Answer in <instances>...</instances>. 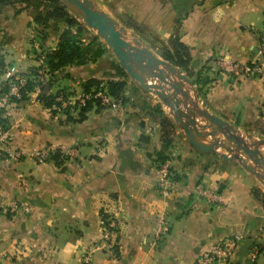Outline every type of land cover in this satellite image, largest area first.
Here are the masks:
<instances>
[{"label": "crops", "instance_id": "1", "mask_svg": "<svg viewBox=\"0 0 264 264\" xmlns=\"http://www.w3.org/2000/svg\"><path fill=\"white\" fill-rule=\"evenodd\" d=\"M91 1L114 20L111 12L162 42L177 31L191 51L193 71L202 70L201 77L211 81L199 94L188 78L202 105L241 134L264 139V81L224 70L227 63L263 60L264 0ZM34 29L20 7H0V88L10 78L33 73L50 93L68 89L74 99L84 95L81 85L90 77L116 76L106 64L115 58L106 52L96 63L52 74L44 65L40 77ZM51 76L58 78L55 83ZM38 94L37 87L6 109L0 264H194L231 236L237 245L226 264H264V209L252 194L255 188L264 193V186L236 162L193 148L168 109L130 77L119 109L91 103L82 123L65 122L64 110L46 108ZM157 107L175 126L173 142L164 151ZM78 111L69 114L76 118ZM45 150L46 159L38 163L37 154ZM12 151L22 157L5 156ZM54 153L59 164L50 158ZM158 154L166 157L164 162ZM164 164L171 184L162 189ZM107 229L108 241L103 238Z\"/></svg>", "mask_w": 264, "mask_h": 264}, {"label": "water", "instance_id": "2", "mask_svg": "<svg viewBox=\"0 0 264 264\" xmlns=\"http://www.w3.org/2000/svg\"><path fill=\"white\" fill-rule=\"evenodd\" d=\"M59 1L72 17L95 33L119 67L144 92L155 96L168 109L175 126L193 148L226 162H236L264 186V139L252 140L251 135L241 134L209 112L191 91V81L180 69L157 57L137 37L129 41L124 36L126 29L91 0Z\"/></svg>", "mask_w": 264, "mask_h": 264}, {"label": "trees", "instance_id": "3", "mask_svg": "<svg viewBox=\"0 0 264 264\" xmlns=\"http://www.w3.org/2000/svg\"><path fill=\"white\" fill-rule=\"evenodd\" d=\"M11 5L14 7L18 6L21 10L25 11L36 28L39 26L42 28H51L56 24L65 27L64 30L58 33L57 38L53 37L47 39L46 36H42L39 39L42 46L47 42L49 43L50 40L53 41L56 39V45L53 49L44 52L41 50L39 51L44 57L43 64L45 65L48 74L58 72L69 66L78 68L87 65L89 62L96 63L99 58L108 52L104 45L98 41L97 37H93L87 44L82 43L80 36L88 30L68 13L59 0H0V7ZM124 25L137 31V34L140 37L139 40L147 43L161 59L180 69L187 78L192 79V83L198 88L197 91L199 94L201 93L200 88L211 83L208 79H201L202 70L197 72L193 71L191 51L181 41L177 31L173 32L165 42H162L155 37L146 36L144 34V27H136L135 25L137 24L129 19L124 21ZM41 45L39 46L40 49L42 47ZM106 64L115 68L117 73L116 76L109 77L105 80L90 77L82 83V90L84 94H87L92 89V92L105 89L111 97L115 100H119L122 104L124 101L123 90L129 76L119 67L115 60H112L111 62L106 61ZM26 77L27 81L20 90V98L18 100L12 99V102L26 100L27 97L34 92V89L38 87L39 94L37 98L46 108L51 109L52 107H59L60 103L57 99L59 97H64L65 95L59 92H55L54 94L50 93L49 85L37 82L38 78L33 73L30 76L32 78L29 76ZM11 80H13V78L8 79L1 86L0 97L8 92V83ZM90 105L91 103L87 102L85 106L79 109L76 118H73L69 113H66L65 122L82 123L86 118L85 114L88 112ZM96 105L102 108L99 103H96ZM51 112L55 113L54 111ZM154 113L159 119L160 140L164 151L173 142L175 126L171 119L166 117L159 107L154 109ZM0 123L3 124L5 131H7L8 123L6 117H0ZM158 155L159 159L164 162L166 157H163L160 154ZM5 156H7V154ZM50 158L59 164L58 153H54ZM252 194L255 199L261 203L262 208L264 209V193L255 188L252 189Z\"/></svg>", "mask_w": 264, "mask_h": 264}, {"label": "built area", "instance_id": "4", "mask_svg": "<svg viewBox=\"0 0 264 264\" xmlns=\"http://www.w3.org/2000/svg\"><path fill=\"white\" fill-rule=\"evenodd\" d=\"M259 53L262 55L263 60H257L246 65L239 63H227L224 69L225 72L234 77L261 79L264 81V38H262L259 42ZM43 61L44 57L43 55H40L38 62L43 64ZM38 73L41 74L40 71ZM26 81L27 77L16 76L8 83V92L0 97L1 118L6 117L5 111L12 103V99L18 100L20 98V90L25 85ZM73 100L75 101H71V98H66V100H64L63 97H59L57 101L60 103V105L57 109L62 111L64 109L72 108L75 102H78L79 106H84L87 102L99 103L102 108L112 111L119 109L121 106V102L111 97L105 89L98 90L96 92H88L87 94H84L78 98H74ZM7 140V131H5L3 124L0 123V148L4 146V142ZM47 153L48 150H45L37 154V162H44L47 157ZM7 155L18 160L22 157V154L19 151H12L11 153H7ZM159 184L162 189L171 184L170 173L167 164H164L161 168V178L159 179ZM216 201L221 202L219 197L216 199ZM12 208H16V203L12 204ZM111 227L112 225L110 224L108 229ZM108 229L106 230V233L103 237L106 241L109 240ZM236 245V237H226L210 251L197 258L194 264H226L227 258ZM107 248L111 249V244L107 245Z\"/></svg>", "mask_w": 264, "mask_h": 264}, {"label": "rangeland", "instance_id": "5", "mask_svg": "<svg viewBox=\"0 0 264 264\" xmlns=\"http://www.w3.org/2000/svg\"><path fill=\"white\" fill-rule=\"evenodd\" d=\"M102 2V1H101ZM104 10L105 9H107V7H105V6H103L102 7ZM111 16H113L116 20H117V22H118V25L119 26H125L124 25V21L122 22V17H120V16H117V15H115V14H113L112 12H111ZM125 28V27H124ZM65 29V27H62L61 25L60 26H58L57 24L55 25V26H53V27H51V28H42V27H38V28H36L35 27V31H34V38L31 40L32 41V43L34 44H37V46H40L41 45V41L39 40L40 39V37H42V36H46L47 37V39H51V38H57L58 37V33H59V31H62V30H64ZM88 30V29H87ZM134 34H136L137 35V31H132V30H128V29H126V31H125V34H124V36L129 40V41H131L135 36H134ZM93 37H97L96 35H95V33L93 32V31H91V30H88L86 33H83L81 36H80V39H81V41H82V43L83 44H87ZM97 39H98V41L102 44V45H104V47L108 50V48L106 47V45L97 37ZM55 41H56V39L55 40H50V42L47 44H44L42 47H41V51H47V50H50V49H52V47H53V45H54V43H55ZM25 46L27 47V43L25 44ZM93 48H94V46H93ZM36 51V50H35ZM108 52L110 53V56H113L112 55V53L108 50ZM34 55H35V58H37L36 60H38L39 59V56L40 55H42V54H40L39 52H35L34 53ZM37 56V57H36ZM114 57V56H113ZM116 61V60H115ZM116 63H117V61H116ZM88 64H91L90 62L88 63ZM40 66H42V68H39V71L41 72V74H40V77H42V74L43 73H45V71L43 72V70H44V64H39ZM64 74H61L60 76H63ZM26 77V76H25ZM49 79V76H47L46 78H45V80H48ZM56 79H58V78H55V76H51L50 77V82H53V83H55V80ZM201 79H203L202 77H201ZM59 93H61V94H63V95H65L64 97H63V99L64 100H66V98H69L70 99V93H71V91H68V89H61V90H59L58 91ZM196 95V94H195ZM71 101H75V100H73V99H71ZM13 103V102H12ZM85 106V105H84ZM83 106H79L78 105V102H75L74 103V106H72V108H68V109H64V114L65 113H71V112H73L74 111V109H81ZM58 108V107H57ZM57 108L55 107V109L54 110H57ZM68 110V111H67ZM63 111V110H62ZM66 111V112H65ZM5 114H6V111H5ZM8 141V140H7ZM7 141L6 142H4V145H6V143H7ZM8 156V155H7ZM205 254V253H204ZM201 256V255H200ZM199 256V257H200ZM198 257V258H199Z\"/></svg>", "mask_w": 264, "mask_h": 264}]
</instances>
